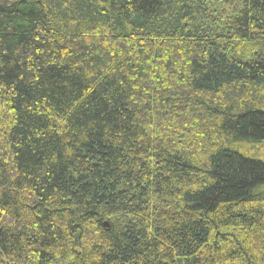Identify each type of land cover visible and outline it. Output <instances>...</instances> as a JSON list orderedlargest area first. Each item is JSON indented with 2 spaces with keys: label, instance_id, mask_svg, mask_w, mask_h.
<instances>
[{
  "label": "trees",
  "instance_id": "16d2710c",
  "mask_svg": "<svg viewBox=\"0 0 264 264\" xmlns=\"http://www.w3.org/2000/svg\"><path fill=\"white\" fill-rule=\"evenodd\" d=\"M0 264H264V0H0Z\"/></svg>",
  "mask_w": 264,
  "mask_h": 264
}]
</instances>
